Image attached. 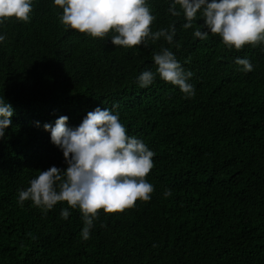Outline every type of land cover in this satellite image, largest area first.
Instances as JSON below:
<instances>
[{"label":"trees","instance_id":"obj_1","mask_svg":"<svg viewBox=\"0 0 264 264\" xmlns=\"http://www.w3.org/2000/svg\"><path fill=\"white\" fill-rule=\"evenodd\" d=\"M147 3L153 32L175 25L172 45L126 48L111 32L79 33L61 24L54 0H32L28 23L0 24V97L14 109L0 139V264H264V50L196 38V22L184 29L183 14L168 11L172 0ZM161 47L193 73L194 97L158 75L139 87ZM97 107L118 113L128 135L155 153L146 177L155 191L122 212L100 210L84 240L78 209L63 219L66 204L44 212L30 200L21 206L17 193L37 170L66 167L43 125L67 116L75 128Z\"/></svg>","mask_w":264,"mask_h":264},{"label":"clouds","instance_id":"obj_2","mask_svg":"<svg viewBox=\"0 0 264 264\" xmlns=\"http://www.w3.org/2000/svg\"><path fill=\"white\" fill-rule=\"evenodd\" d=\"M54 5L62 9L60 22L66 28L100 39L114 33V46L132 48L160 39L174 43V24L152 31L155 16L147 0H54ZM168 11L172 16L183 14L184 29L196 22V38L203 40L211 33L228 49L240 51L248 45L264 50V0H172ZM31 12L32 0H0V24L8 18L28 23ZM198 14L202 24L197 23ZM5 38L0 34V42ZM175 47L179 49L181 44L175 42ZM152 58L156 70L143 71L137 77L139 87L150 86L158 75L178 87L185 98L195 96L194 86L188 82L193 73L182 67L169 48L161 47ZM234 63L244 72L253 70L247 58H236ZM13 114L11 104L0 97V139ZM67 120V116H60L54 125H43L51 143L62 151L66 167L37 170L29 186L18 190V203L23 206L30 200L44 212L58 203L66 204L60 212L63 219L69 217V208L78 209L83 221L81 236L87 240L100 210L105 214L122 212L135 207L138 200L150 201L155 189L146 177L154 167L155 153L142 140L128 135L119 114L109 109L95 108L75 128L68 127ZM171 194L165 189V197Z\"/></svg>","mask_w":264,"mask_h":264}]
</instances>
